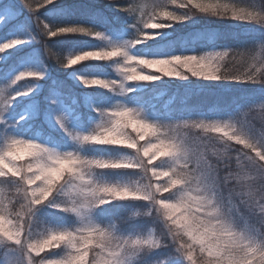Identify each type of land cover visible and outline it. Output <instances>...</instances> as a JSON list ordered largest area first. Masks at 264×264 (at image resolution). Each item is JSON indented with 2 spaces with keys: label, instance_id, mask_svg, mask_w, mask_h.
<instances>
[{
  "label": "snow or ice",
  "instance_id": "snow-or-ice-1",
  "mask_svg": "<svg viewBox=\"0 0 264 264\" xmlns=\"http://www.w3.org/2000/svg\"><path fill=\"white\" fill-rule=\"evenodd\" d=\"M101 4L0 0V264H264V0Z\"/></svg>",
  "mask_w": 264,
  "mask_h": 264
},
{
  "label": "trees",
  "instance_id": "trees-1",
  "mask_svg": "<svg viewBox=\"0 0 264 264\" xmlns=\"http://www.w3.org/2000/svg\"><path fill=\"white\" fill-rule=\"evenodd\" d=\"M65 3H93L94 0H64ZM107 0H102L101 6L103 4H106ZM218 30L226 33L219 41V44L222 45H229V46H235L241 42H243L246 39H250L249 32L250 30L246 27H241V26H235V25H229V24H224V23H216L214 25ZM231 70L235 71L236 69V64L235 62H232L230 65H228ZM51 71L53 72L54 75H59L60 77L63 78V71H60L58 73L56 65L53 63ZM168 93L171 91H167ZM248 97H259V90L258 88H251V87H234L232 90H226L223 91V93L218 94V95H210L206 93H201L199 95H196L190 99V102L192 103H199L205 107L208 108H215V107H221L227 104L232 103L234 100L240 99H246ZM167 99V96L164 97L163 99H160L158 101L159 105L164 104V100ZM261 112L260 109H254V111ZM262 114V112H261ZM260 114V115H261ZM249 117V116H247ZM251 119V118H248ZM257 127H260V122L258 121L254 122ZM122 211H127L126 209Z\"/></svg>",
  "mask_w": 264,
  "mask_h": 264
},
{
  "label": "rangeland",
  "instance_id": "rangeland-1",
  "mask_svg": "<svg viewBox=\"0 0 264 264\" xmlns=\"http://www.w3.org/2000/svg\"><path fill=\"white\" fill-rule=\"evenodd\" d=\"M232 88H234V87L231 85H223V86H218L215 88L209 87V88H205L202 93H206V94L208 93L210 95H212V94L218 95V94L223 93V91L232 90ZM176 90H177V86L175 84H173V85H170V87L166 91H171L168 93V95H172L173 93L176 92ZM256 109H259V108H256ZM260 114H261V112H257L255 110L254 113H253V111L248 113L247 116H249V117L246 116V118L247 119L251 118L248 120H251L253 122L258 121V123L260 122V125H261V123L264 122V113H262L261 115Z\"/></svg>",
  "mask_w": 264,
  "mask_h": 264
}]
</instances>
